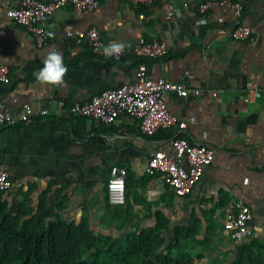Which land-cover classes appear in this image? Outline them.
<instances>
[{"label": "crops", "instance_id": "0c3cea01", "mask_svg": "<svg viewBox=\"0 0 264 264\" xmlns=\"http://www.w3.org/2000/svg\"><path fill=\"white\" fill-rule=\"evenodd\" d=\"M20 1L0 0V64L11 68L0 98L16 117L25 104L49 113L0 128V171L9 172L13 184L4 195L7 215L17 216L23 203L36 214L42 201L62 221L87 223L95 233L116 238L164 220L167 245L179 235V250L195 264H264V0H230V6L213 4L204 14V0H155L149 7L100 0L95 12L68 6L45 22L42 47L7 18ZM239 26L250 27L252 35L235 40ZM94 28L105 46L115 41L131 47L145 38L167 43L169 53L156 60L95 55L80 36ZM53 50L67 65L63 86L35 76ZM140 66L154 80L201 90L198 97L166 95L171 112L187 123L184 131L172 128L151 137L127 116L100 124L68 111L107 89L134 83ZM249 93L255 96L247 103ZM178 137L215 150L201 181L182 197L160 175L146 173L153 153L174 154ZM113 166L128 171L123 205L109 202ZM232 200L244 202L253 214L252 235L243 242L224 228Z\"/></svg>", "mask_w": 264, "mask_h": 264}, {"label": "built area", "instance_id": "2783aa9c", "mask_svg": "<svg viewBox=\"0 0 264 264\" xmlns=\"http://www.w3.org/2000/svg\"><path fill=\"white\" fill-rule=\"evenodd\" d=\"M134 6H152L155 0H126ZM213 4L230 6V0H204L200 12L206 13ZM68 6L86 12H95L101 7L100 0H21L17 8L8 10L7 18L13 24L27 30L34 38L38 47L44 46L47 41L45 22L56 12ZM253 30L247 26H239L233 32L235 40H243L251 36ZM69 36L73 33L68 32ZM85 38L95 55H106L103 51L105 45L97 31L91 29ZM1 50V47H0ZM169 53L167 43L163 41H149L145 38L138 44L124 47L119 54L106 55L114 60L126 57L147 59H162ZM11 82V68L9 65L0 64V84ZM212 96L218 94L209 89ZM169 92H176L181 97H198L201 90H187L182 85L173 84L165 79L154 80L147 74L145 66H140L136 73V80L132 84L123 85L115 89H107L94 96L91 101L83 104L68 106V111L76 116L91 119L100 124H114L121 117L127 116L139 122L141 131L147 136H154L159 131L177 128L184 131L187 123L175 116L166 101ZM254 94L249 93L246 102L253 100ZM65 104H61L63 107ZM49 113L48 109L39 111L25 104L19 117L7 111L0 98V128L28 124L33 118H41ZM174 154L155 152L151 155L146 173L160 175L161 179L173 192L182 197L188 195L201 181L205 168L213 163L215 150L204 144H192L184 137H178L173 142ZM188 167H184V163ZM128 171L120 166H113L111 179L107 185L109 202L112 205L126 203V186ZM12 179L9 172L0 171V192H8L12 188ZM224 228L232 238L238 242L247 240L252 235L250 222L253 214L250 207L242 201L232 200L228 204Z\"/></svg>", "mask_w": 264, "mask_h": 264}, {"label": "trees", "instance_id": "16d2710c", "mask_svg": "<svg viewBox=\"0 0 264 264\" xmlns=\"http://www.w3.org/2000/svg\"><path fill=\"white\" fill-rule=\"evenodd\" d=\"M5 193L0 192V264H195L179 250V235L167 245L164 220L116 238L95 233L87 223H66L42 201L36 214L23 203L17 216L7 215Z\"/></svg>", "mask_w": 264, "mask_h": 264}, {"label": "clouds", "instance_id": "9594fccd", "mask_svg": "<svg viewBox=\"0 0 264 264\" xmlns=\"http://www.w3.org/2000/svg\"><path fill=\"white\" fill-rule=\"evenodd\" d=\"M123 48L124 44L112 41L104 47L103 51L106 55L119 54ZM67 71L62 53L53 50L43 59L42 67L35 72V76L38 81L46 84L63 86L66 83L64 77Z\"/></svg>", "mask_w": 264, "mask_h": 264}]
</instances>
